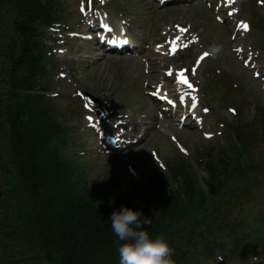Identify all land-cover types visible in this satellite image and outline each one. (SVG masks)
<instances>
[{
    "label": "trees",
    "instance_id": "trees-1",
    "mask_svg": "<svg viewBox=\"0 0 264 264\" xmlns=\"http://www.w3.org/2000/svg\"><path fill=\"white\" fill-rule=\"evenodd\" d=\"M21 8V7H20ZM21 10H25L21 8ZM39 17L34 14L33 17ZM26 23V22H24ZM28 68L31 67L29 63H25ZM31 101H27L26 105H30ZM20 110V109H19ZM21 111V110H20ZM22 113V111H21ZM22 121L20 127L24 133L16 138L23 144V147H29L30 157L27 164L31 167L30 182L34 185L36 199L38 204L45 206L46 217L52 218L51 222L47 224L45 218L41 219L38 227L43 228L42 239L46 240L49 247V242L57 244L51 246L62 253L64 259L71 260L72 264L82 263L86 256L92 250L100 248L101 245L108 247L111 242V221L109 220L113 211L118 208H94L92 206L85 207L82 204L72 203L69 198L62 199L64 203L58 199L60 192H54L59 187L60 180L57 179L55 173L49 174L47 168L51 166V162L43 157V153L33 144H36L40 138L32 141L28 135L33 132H27V127L30 124H35L38 119L29 121ZM37 193V191H41ZM137 206V205H135ZM120 208V207H119ZM133 209L140 210L139 207ZM144 212L151 218L148 211ZM32 213V212H31ZM146 217V216H145ZM43 225H48L47 229ZM31 238L28 239L30 241ZM66 256H70L67 258ZM107 258L102 257L101 262L105 263Z\"/></svg>",
    "mask_w": 264,
    "mask_h": 264
},
{
    "label": "clouds",
    "instance_id": "clouds-1",
    "mask_svg": "<svg viewBox=\"0 0 264 264\" xmlns=\"http://www.w3.org/2000/svg\"><path fill=\"white\" fill-rule=\"evenodd\" d=\"M109 220L112 233L123 242L117 249L119 264H176L175 249L169 242L162 236L153 237L146 230L151 218L145 217L142 210L122 205L112 212Z\"/></svg>",
    "mask_w": 264,
    "mask_h": 264
},
{
    "label": "rangeland",
    "instance_id": "rangeland-1",
    "mask_svg": "<svg viewBox=\"0 0 264 264\" xmlns=\"http://www.w3.org/2000/svg\"><path fill=\"white\" fill-rule=\"evenodd\" d=\"M73 1V0H72ZM69 2V0H68ZM135 0H121V3H112V7L109 8V12L111 13V18L112 15L114 14H122L123 16H129L130 13L132 12L133 7L135 6ZM114 21V19L112 18ZM115 23V21H114ZM71 46H78L81 48V54H85L86 58H89L92 56V51L88 47L87 44L81 43V42H76L75 44H71ZM85 51H88L85 53ZM90 52V53H89ZM70 57H72V54H69ZM74 58V57H73ZM92 62L87 63L86 60H80V64L75 70V73L79 76L77 79L79 82H77L74 79V82L77 87L79 88H84L87 87L86 81H87V75H96L99 77L102 82L110 87V88H118L120 87L125 80L128 77V71H124L128 69L127 64H129V61H127L125 64H118L116 68L113 66H110L107 61L101 60L97 65H91ZM75 66V63L72 61L71 63H66L64 65L65 69L72 68ZM111 82L117 84L118 87H115ZM82 83V84H80ZM143 172H141L142 174Z\"/></svg>",
    "mask_w": 264,
    "mask_h": 264
},
{
    "label": "snow or ice",
    "instance_id": "snow-or-ice-1",
    "mask_svg": "<svg viewBox=\"0 0 264 264\" xmlns=\"http://www.w3.org/2000/svg\"><path fill=\"white\" fill-rule=\"evenodd\" d=\"M262 2H264V0H262ZM241 26L245 29V30H247L248 29V25L247 24H244V23H242L241 24ZM208 55V53H204V56H207ZM201 59H203V57H201ZM180 83H183V84H188V86L189 87H191L192 85L189 83V81L187 80V78L185 77V75H184V71H181L180 72V81H179ZM205 111H207V109H205ZM91 117H89V120L91 121Z\"/></svg>",
    "mask_w": 264,
    "mask_h": 264
},
{
    "label": "bare ground",
    "instance_id": "bare-ground-1",
    "mask_svg": "<svg viewBox=\"0 0 264 264\" xmlns=\"http://www.w3.org/2000/svg\"><path fill=\"white\" fill-rule=\"evenodd\" d=\"M109 62H111V60Z\"/></svg>",
    "mask_w": 264,
    "mask_h": 264
}]
</instances>
